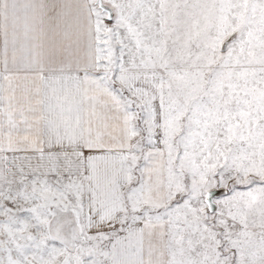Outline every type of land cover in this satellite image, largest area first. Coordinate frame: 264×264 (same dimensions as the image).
Masks as SVG:
<instances>
[{
	"label": "snow or ice",
	"instance_id": "snow-or-ice-1",
	"mask_svg": "<svg viewBox=\"0 0 264 264\" xmlns=\"http://www.w3.org/2000/svg\"><path fill=\"white\" fill-rule=\"evenodd\" d=\"M0 264H264V0H0Z\"/></svg>",
	"mask_w": 264,
	"mask_h": 264
}]
</instances>
